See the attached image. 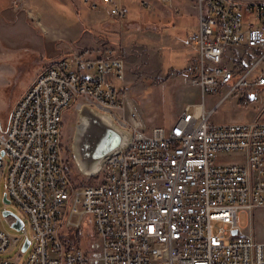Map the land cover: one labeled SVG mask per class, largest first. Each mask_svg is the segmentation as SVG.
I'll return each mask as SVG.
<instances>
[{
  "label": "built area",
  "instance_id": "1",
  "mask_svg": "<svg viewBox=\"0 0 264 264\" xmlns=\"http://www.w3.org/2000/svg\"><path fill=\"white\" fill-rule=\"evenodd\" d=\"M128 1L78 0L119 21L130 13ZM159 2L174 16L188 6L196 13L186 45L197 53L200 103L186 106L168 129L146 133L121 86L123 59L104 50L51 63L0 125V180L7 167L6 197L32 232L29 240L23 223L22 235L11 237L0 222V255L21 244L15 259L0 264H19L30 246L23 264H264V242L243 232L253 223L239 221L264 210V121L210 122L223 101L264 92V2ZM138 6L154 8L151 0ZM239 48L252 52L247 68L229 54ZM222 92L206 112V98ZM73 106L91 107L130 134L128 147L105 158L90 186H74L62 158L63 117ZM228 154L242 159H218ZM86 229L97 238L94 252L71 249Z\"/></svg>",
  "mask_w": 264,
  "mask_h": 264
},
{
  "label": "rangeland",
  "instance_id": "2",
  "mask_svg": "<svg viewBox=\"0 0 264 264\" xmlns=\"http://www.w3.org/2000/svg\"><path fill=\"white\" fill-rule=\"evenodd\" d=\"M235 1L264 2V0ZM26 2L29 10L35 14V19H41L42 23L50 25L54 30L55 38L59 42L54 48V53L55 55L58 53L59 58L54 62L73 54L85 56L90 53L97 56L104 50L111 51L123 59L125 73L121 86L136 120L146 133L154 128L168 129L176 123L186 105L200 103L199 91L193 84L192 69L197 53L186 45L187 37L196 31L197 16L191 6L180 13L184 15L186 12V15L191 17L174 16L169 12V16L166 17L155 6L150 10L140 9L137 2L138 7L134 8L125 20L119 21L98 11H90L85 5L78 3V0H26ZM229 54L232 58H240V65L247 68L252 52L246 48H239ZM19 58L10 52L0 55V125L3 127L7 125L11 110L19 98L43 71V66L38 64L24 66L23 61H18ZM115 86L119 87L120 83ZM223 94L224 92L206 98V112L219 102ZM254 98L253 101L245 97L223 101L213 113L210 122L214 125H231L254 120L264 121V92H257ZM77 122L78 112L73 106L63 117L62 158L72 184L90 186L98 182L99 173L92 178L81 176L72 158L71 146ZM222 158L225 162L231 163L240 161L242 155L228 154L218 157ZM5 162L7 164L9 162L7 157ZM6 172L7 167H4L0 180V222L11 237H20L22 233L10 227L11 218L3 217L2 213L7 211L17 216L27 228V236L31 240L30 226L21 212L14 205L3 203V196L6 193ZM239 221L242 227L252 222L253 226L250 225L252 227L243 232L251 234L257 242H264V210L241 214ZM73 237L68 235L67 239ZM79 237L81 242L74 243L71 249L78 247L83 251L94 252L97 238L92 230L80 231ZM20 246L21 244L15 250L0 255V259H15L21 250ZM31 249L32 246L20 256L19 264L25 262Z\"/></svg>",
  "mask_w": 264,
  "mask_h": 264
},
{
  "label": "crops",
  "instance_id": "3",
  "mask_svg": "<svg viewBox=\"0 0 264 264\" xmlns=\"http://www.w3.org/2000/svg\"><path fill=\"white\" fill-rule=\"evenodd\" d=\"M151 1L164 16H169L159 0ZM137 2L128 1L130 13L138 7ZM183 16L191 17L186 12L179 17ZM53 31L50 25L42 23L41 19H35V14L29 10L26 0H0V55L8 52L16 54L17 59L20 57L18 61H23L24 66L38 64L43 66L44 71L59 58V54L56 53V56L54 53L59 42Z\"/></svg>",
  "mask_w": 264,
  "mask_h": 264
},
{
  "label": "water",
  "instance_id": "4",
  "mask_svg": "<svg viewBox=\"0 0 264 264\" xmlns=\"http://www.w3.org/2000/svg\"><path fill=\"white\" fill-rule=\"evenodd\" d=\"M129 142V132L117 128L105 115L88 106L79 108L71 151L74 165L81 176L95 177L100 172L105 158L126 149ZM0 155L3 156L4 153L1 152ZM3 203L11 204L6 194L3 196ZM2 216L14 220L10 224L13 230L18 232L23 227L22 220L10 212L4 211ZM28 245L29 241L26 240L23 251Z\"/></svg>",
  "mask_w": 264,
  "mask_h": 264
},
{
  "label": "trees",
  "instance_id": "5",
  "mask_svg": "<svg viewBox=\"0 0 264 264\" xmlns=\"http://www.w3.org/2000/svg\"><path fill=\"white\" fill-rule=\"evenodd\" d=\"M74 186H76V185H74ZM76 187H79V186H76Z\"/></svg>",
  "mask_w": 264,
  "mask_h": 264
},
{
  "label": "bare ground",
  "instance_id": "6",
  "mask_svg": "<svg viewBox=\"0 0 264 264\" xmlns=\"http://www.w3.org/2000/svg\"><path fill=\"white\" fill-rule=\"evenodd\" d=\"M108 118V117H107ZM109 119V118H108Z\"/></svg>",
  "mask_w": 264,
  "mask_h": 264
}]
</instances>
